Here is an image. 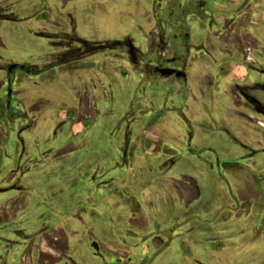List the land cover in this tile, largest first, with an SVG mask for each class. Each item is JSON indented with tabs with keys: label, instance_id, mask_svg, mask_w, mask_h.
I'll return each instance as SVG.
<instances>
[{
	"label": "rangeland",
	"instance_id": "1",
	"mask_svg": "<svg viewBox=\"0 0 264 264\" xmlns=\"http://www.w3.org/2000/svg\"><path fill=\"white\" fill-rule=\"evenodd\" d=\"M32 1L23 3L26 6ZM212 1L211 11L216 15L231 7L228 0H215V4ZM49 7L48 12L30 21H0L3 57L42 64L50 45L33 32L42 28L55 31L64 26L68 12L77 19L81 36L88 40L132 34L145 44L144 36L137 32L140 27L148 29L149 0H51ZM22 9V15L39 11L34 6ZM258 18V25H253L250 32L264 49V17ZM192 25L194 40L203 38L207 42L208 33H212L208 25ZM254 57L264 68V54L256 51ZM107 63L111 65L109 60ZM108 78L92 69L60 71L40 80L29 77L24 83L28 100L38 102L40 108L35 113L36 127L24 135L27 146L37 140L44 148L52 147L45 143L54 119L72 116L80 100L96 104L92 114L82 117L86 125L81 123L79 134L68 144L74 151L66 156L60 154L56 164L45 162L35 168L51 178L59 173L64 179L49 190L56 211L60 207L69 216L79 200L82 204L81 222L76 227L72 221L65 225L71 251L75 246L83 249L85 244L81 243L91 237L104 244L105 260L78 256L76 252L77 262L251 264L256 252L263 253L256 258L264 256V116L236 103L234 92L226 85H216L200 105L186 102L185 95L173 104L169 99L171 88H166L165 95L161 88L157 95L156 85L139 80L130 71L125 76L119 73L113 80ZM244 84L264 99L263 76L255 72ZM110 85L115 101L105 92ZM189 121L195 128L191 142L187 137ZM129 124L134 131L132 145H137L130 165L115 172L113 177L117 179L108 186L99 189L85 183L95 169L111 165L113 153L124 142L122 132ZM251 150L259 153L251 157ZM172 154L180 161L173 169L163 171L158 161ZM35 177L41 178L39 174ZM193 188L198 196L189 204L180 190ZM73 230L77 231L74 236ZM121 240L129 246L120 245ZM116 249L118 253H114Z\"/></svg>",
	"mask_w": 264,
	"mask_h": 264
},
{
	"label": "flooded vegetation",
	"instance_id": "2",
	"mask_svg": "<svg viewBox=\"0 0 264 264\" xmlns=\"http://www.w3.org/2000/svg\"><path fill=\"white\" fill-rule=\"evenodd\" d=\"M149 1L148 29L140 27L137 32L144 36L145 44H140L132 34L99 41L88 40L81 36L77 19L68 12L64 26L55 31L42 28L33 32L35 37L45 39L50 45L49 52L43 55L42 64L5 58L0 54V264H79L76 252L78 256L84 254L87 258L105 260L104 244L95 237L82 242V246L85 244L83 249L75 246L71 251L65 225L66 221H72L76 227L81 222L82 204L79 200L69 216H65L60 207L56 211L49 190L61 185L64 179L59 173H54L51 178L35 170L45 162L56 164L60 154L66 156L74 151L68 144L73 136L79 134L84 121L82 117L92 114L96 104L88 99L85 102L80 100L72 116L54 119L45 143L52 147L44 148L37 140L30 141L27 146L24 135L36 127L35 113L40 108L38 102L28 100L29 91L24 87L26 78L40 80L60 71L93 69L113 80L119 73L125 76L130 71L139 80L156 85L157 95L161 88L163 95L168 92L166 88H171L169 99L173 104L185 95L186 102H197V105L216 85L220 86L218 88L226 85L234 92L236 103L244 104L264 116V99L255 96L251 87L244 84L255 72L264 77V68L258 66L254 57L256 51L263 55L264 49L250 32L253 25H258V16L264 17V0H228L227 4L231 7L218 15L211 11V0ZM50 3L51 0H34L25 6L23 0H0V21L22 23L33 20L47 11ZM32 6L39 10L36 14L24 13L25 17L20 14L22 8ZM193 23L208 25L207 29L210 28L212 33H208L207 42L202 41L203 38L194 40ZM108 60L110 66H107ZM234 62L244 68L245 74L230 81L227 76ZM199 66L205 67L203 77L196 71V76L190 80L192 68L198 70ZM112 88L110 85L105 92L115 101ZM95 92L99 94V89L95 88ZM155 102L157 104V96H154ZM188 124L187 137L191 142L195 128L190 121ZM133 134L129 124L124 134L122 132L124 142L113 153L111 165L95 169L94 174L86 177L88 181L85 183L99 189L115 183L117 177H113L114 173L128 167L130 158L133 159L137 151L135 142L134 147L132 145ZM235 142L249 149L243 142L237 139ZM258 153L251 150V157ZM179 161L180 158L172 154L158 161V166L167 172ZM38 174L40 179L35 177ZM195 189L180 190L183 200L189 204L196 200ZM76 234L77 231H71L72 236ZM120 245L129 246L124 240L120 241ZM118 251L116 249L114 253ZM187 252L190 253L189 250ZM260 254L263 255L259 252L251 255V264H264V256L256 258Z\"/></svg>",
	"mask_w": 264,
	"mask_h": 264
},
{
	"label": "crops",
	"instance_id": "3",
	"mask_svg": "<svg viewBox=\"0 0 264 264\" xmlns=\"http://www.w3.org/2000/svg\"><path fill=\"white\" fill-rule=\"evenodd\" d=\"M198 68V67H197ZM194 68H192L191 72L189 73V79L191 80L192 77L196 76V71L200 72V75L203 77V73H205V67L204 66H199L198 70H194ZM203 72V73H202ZM243 74H245V70L244 68H242L239 64H237L236 62L232 63V67H231V71L229 73V75L227 76L229 78L230 81H234V79L238 76H242Z\"/></svg>",
	"mask_w": 264,
	"mask_h": 264
}]
</instances>
